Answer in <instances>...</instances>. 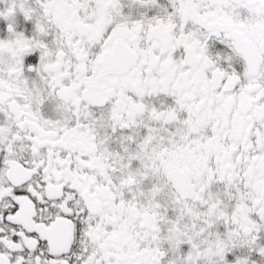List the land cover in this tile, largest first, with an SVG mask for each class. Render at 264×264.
<instances>
[{"label":"snow or ice","instance_id":"1","mask_svg":"<svg viewBox=\"0 0 264 264\" xmlns=\"http://www.w3.org/2000/svg\"><path fill=\"white\" fill-rule=\"evenodd\" d=\"M0 264H264V0H0Z\"/></svg>","mask_w":264,"mask_h":264}]
</instances>
